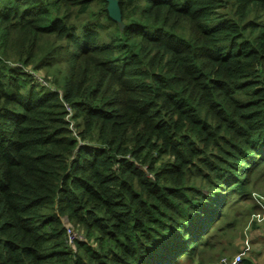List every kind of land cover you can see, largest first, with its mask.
<instances>
[{"label": "trees", "instance_id": "16d2710c", "mask_svg": "<svg viewBox=\"0 0 264 264\" xmlns=\"http://www.w3.org/2000/svg\"><path fill=\"white\" fill-rule=\"evenodd\" d=\"M118 3L0 0V264L212 261L259 206L264 0Z\"/></svg>", "mask_w": 264, "mask_h": 264}, {"label": "rangeland", "instance_id": "374dc122", "mask_svg": "<svg viewBox=\"0 0 264 264\" xmlns=\"http://www.w3.org/2000/svg\"><path fill=\"white\" fill-rule=\"evenodd\" d=\"M36 73L39 80H48L45 78L46 73L44 70L37 71ZM263 170L264 166L255 172L256 174L253 177V181H255ZM254 201H256L259 206L253 214L250 213L251 202L249 200L239 199V201L236 202L238 210H241L243 214L246 215V219L237 222L238 224L235 227H226L225 231L232 230V232H234L236 230L235 235L232 236V242L227 244L225 249L219 247L218 249L207 250L203 254V257L206 260L211 259L212 261H204L205 264H221V258L223 255H233L237 249L245 245L246 241H249L250 250L246 253L249 254L246 257L244 256L245 259L251 258L252 260L254 259L258 261L259 264H264V175L259 177V180L256 182ZM233 209L235 210L236 208ZM239 215L241 214L236 215V217ZM250 215H252V218L249 220ZM63 220L67 231L68 229L75 231L78 234V238L84 236L83 232L74 228L73 224L68 221L67 217H63ZM227 221L228 219L222 218L219 220L218 225H226ZM70 241L75 248L73 239ZM200 257L201 255H195L193 262L184 261L181 264H198L201 262ZM242 264H246V261L243 260Z\"/></svg>", "mask_w": 264, "mask_h": 264}, {"label": "built area", "instance_id": "2783aa9c", "mask_svg": "<svg viewBox=\"0 0 264 264\" xmlns=\"http://www.w3.org/2000/svg\"><path fill=\"white\" fill-rule=\"evenodd\" d=\"M68 242L72 245V242L70 240L73 239V242L75 241V238H78V234L71 230L68 229ZM69 236H70V240H69ZM83 238V236H82ZM80 238V239H82ZM75 244V242H74ZM250 250V245H249V241H246L245 245H243L239 251L234 254L232 257L230 256H223L221 258V264H240V262L244 259L245 254Z\"/></svg>", "mask_w": 264, "mask_h": 264}, {"label": "water", "instance_id": "95a60500", "mask_svg": "<svg viewBox=\"0 0 264 264\" xmlns=\"http://www.w3.org/2000/svg\"><path fill=\"white\" fill-rule=\"evenodd\" d=\"M107 9L110 17L122 25V10L118 0H109Z\"/></svg>", "mask_w": 264, "mask_h": 264}, {"label": "crops", "instance_id": "0c3cea01", "mask_svg": "<svg viewBox=\"0 0 264 264\" xmlns=\"http://www.w3.org/2000/svg\"><path fill=\"white\" fill-rule=\"evenodd\" d=\"M239 249H240V248H239ZM239 249H237V251H239ZM237 251H236V252H237ZM236 252H235V253H236ZM248 254H249V253H248ZM248 254H246L245 257H246ZM245 257H244V258H245ZM246 259H251V258H246ZM253 261H254L256 264H259L258 261L254 260V259H253ZM198 264H205V263H204V262H203V263L200 262V263H198ZM241 264H242V263H241Z\"/></svg>", "mask_w": 264, "mask_h": 264}, {"label": "clouds", "instance_id": "9594fccd", "mask_svg": "<svg viewBox=\"0 0 264 264\" xmlns=\"http://www.w3.org/2000/svg\"><path fill=\"white\" fill-rule=\"evenodd\" d=\"M237 252H238V251H237ZM237 252H236V253H237ZM236 253H234V254H236ZM234 254H233V255H234ZM233 255H225V256H230V257H232ZM222 257H223V256H222ZM244 259H245V258H244ZM244 259H243V260H244ZM243 260L240 262V264L243 262Z\"/></svg>", "mask_w": 264, "mask_h": 264}]
</instances>
